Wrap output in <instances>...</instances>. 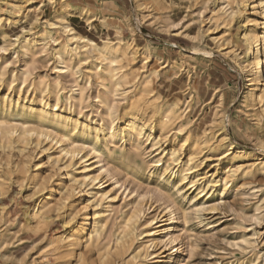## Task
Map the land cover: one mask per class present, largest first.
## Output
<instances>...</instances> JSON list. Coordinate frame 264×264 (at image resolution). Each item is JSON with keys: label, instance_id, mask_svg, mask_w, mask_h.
<instances>
[{"label": "bare ground", "instance_id": "1", "mask_svg": "<svg viewBox=\"0 0 264 264\" xmlns=\"http://www.w3.org/2000/svg\"><path fill=\"white\" fill-rule=\"evenodd\" d=\"M46 1L50 6L56 0ZM136 1L138 6H146L144 0ZM192 2L198 5L196 15L203 22V4L206 1ZM216 2L208 11L207 21L218 29L219 25L235 20L238 27L234 34L231 32L226 36H223L224 33L220 37H210L220 52L236 62L246 82L243 99L253 112V120L264 129V0ZM42 6L41 0H0V29H3L4 16L6 25L24 23L31 10H35L31 23L41 22L42 25L38 33L31 28L25 31L23 27L22 35L13 41H8L0 30V37L4 40L0 50L6 51L4 46L16 45L18 50L39 46L45 54L51 55V70L56 71L57 76L62 73L72 79V85L67 89L59 78L52 84L42 77L34 78L31 66L34 61L24 59V68L20 70V86L28 84L29 88L38 90V96L32 97L30 102L24 100L26 102L23 105H20V97L11 99L12 89L0 97L2 104L21 107L38 120L47 122L55 129H62V133L58 134L53 130L7 128L0 119V149H9L15 142L17 150L24 157L22 165L25 173H28L29 150L32 146V149H40L42 154L47 153L45 164H48L55 175H59L58 179H54V175L45 179L41 176L35 178L36 186L44 194L39 200L36 199L37 202L29 207V211H23L24 225L32 223L37 231H43L59 257L58 264H88L85 260L87 252L95 253L96 256L95 262L89 264H109L112 259L118 258L125 264H145L149 258L156 259L168 252L171 253L165 257L163 264H180L183 250L181 229L177 223L185 225L187 213L180 212L175 202L160 192L144 190L135 193L125 181L120 180L119 175L109 166L107 155L110 154V146H119L121 150L127 148L139 155H142V150L150 157L149 162L143 159L133 162L132 169L170 184L175 197L184 200L192 194V203L204 196L209 198L216 191L215 188L223 189L219 192L220 197H223L227 187H231L237 180L249 175H264V156L247 152L227 140L225 120L229 123L230 118L222 115V103L216 106L213 119L206 129L199 132L192 130L196 120L189 118V115L194 108L191 103L195 91L188 88L183 100L178 99L179 97L170 101L162 100L159 92L151 88V80L159 77V70L149 68L151 61L155 59L152 48L135 45V31L129 29L130 36L126 39L122 29L119 26H109L104 16L91 12L85 6L74 8L65 0L61 1L59 10L54 11L52 19L41 16ZM150 12L146 15L141 12L139 22L148 17L157 19V13L152 10ZM72 16L82 20L88 31L94 29V22L99 23L102 29L112 27L115 30L114 38L99 37V42H96L88 34H82L73 27L69 21ZM31 23L28 25H32ZM179 26L180 21H173L168 17L160 22V27L169 35L170 29L176 28L173 35L188 37ZM54 34L62 35L64 42H60ZM16 53L14 49L11 52L12 55ZM193 53L202 57L209 55L201 48L193 49ZM157 60L163 73L167 70L172 76H177L183 70L182 61ZM1 77L2 73L0 81ZM92 80L98 90L93 97V110L90 115H84ZM13 82H10V86ZM49 88L53 89L52 105L46 100ZM20 92L21 88L19 94ZM61 94L66 105L62 110L58 108ZM121 100L126 105L125 112L119 119L116 113ZM212 129L216 130L211 131ZM78 137L91 138L95 144L86 145L92 156L84 167L82 164L89 160L86 161L85 154H82L85 147L78 144ZM168 139L171 144H167ZM175 141L178 143L172 144ZM45 143L49 148L43 146ZM259 143L264 146V140H259ZM98 144L103 145L106 151L97 148ZM50 147L55 148V153H49ZM221 148L223 150L218 160H224L226 166L219 171L215 169L218 174H210L209 171L199 173L198 154L206 149L220 151ZM184 151H188L185 161L181 159ZM237 158L251 160L252 163L239 165L240 163H236ZM34 167V171L39 172L42 161L37 162ZM105 177L112 181L110 189L103 188ZM45 182L50 183L48 188H45ZM250 190L251 196L255 198L250 220L257 224L263 216L264 195H259L256 189ZM6 193L3 183H0V217L7 208H11V214L16 212L17 200ZM54 193L58 195L57 201H53L51 196ZM120 194L124 199L136 196L129 203V213L110 228V221L115 215V204L121 200ZM74 198L79 200L78 205H73ZM65 207L68 211L62 219V229L53 230L50 213H58ZM200 208L195 205L194 213H200ZM148 210L155 212L153 217H146ZM156 224L159 226L151 228ZM255 236L254 230L248 234L243 233L238 244L244 248L237 242L236 244L242 250L252 249L248 264H264V256L255 245Z\"/></svg>", "mask_w": 264, "mask_h": 264}, {"label": "rangeland", "instance_id": "2", "mask_svg": "<svg viewBox=\"0 0 264 264\" xmlns=\"http://www.w3.org/2000/svg\"><path fill=\"white\" fill-rule=\"evenodd\" d=\"M41 1L43 2L41 8L43 15L41 16L52 19L54 11L59 10L62 0H56L50 6L47 5L46 0ZM65 1L74 8L85 6L91 12L104 16L109 26H119L122 29L123 36L126 39L130 36L129 29L135 31V45L141 48L145 46L152 48L151 52L155 59L151 61L149 68L159 70V77L151 80V88L159 92L162 100L170 101L178 97V99L183 100L185 91L188 88L191 91H195V96L192 97L191 103L194 108L189 115V118L196 120L192 130L199 132L206 129L213 119L216 106L222 103V115L230 118L229 123L225 120L227 140L232 141L237 147L243 148L247 152L264 156V146L259 143V140H264V129L259 127L256 120H253V112L243 99L244 86L246 84L244 76L239 71L236 62L229 56L226 57L224 52H220L211 39L212 35L220 37L224 33L223 36L233 33L238 27L235 20L232 23L228 22L225 25H219L218 29L213 23L207 21L209 18L208 11L215 3L217 4V0H203L207 2L203 4V22L196 15L198 5L192 0H144L146 6H138L139 3L136 0ZM35 4L33 3V5ZM232 6L234 7V4ZM151 10L157 13V19L153 20L148 17L139 22L140 13L143 12V15H146L148 12L151 13ZM34 17L35 10H31L26 22L6 25V20H4L6 17L4 16L2 20L3 29L1 28L0 30L3 31L8 41H13L16 37H20L23 27L25 31L31 28L32 31L38 33L42 29V25L41 22L31 23ZM166 17L173 21H180L179 27L188 37L173 35L176 28L170 29L171 35L166 33L160 27V22H163ZM69 21L78 32L88 34L96 42H99V37L114 38L115 30L112 27L102 29L99 23L94 22V29L88 31L85 28V23L79 18L72 16ZM28 23L32 25H28ZM54 37L59 38L60 42H64L62 35L54 34ZM3 42L4 40L0 37V48L3 46ZM4 48L6 51L0 50V73H2L0 97L12 89L11 99L15 100L20 97V105H23L26 102L24 100L27 99L30 102L32 97L38 96V90L29 88L28 84L20 86V70L24 68V59L34 61L31 65L34 78L42 77L50 84L54 83L56 78H59L67 89L71 87L72 79L62 73L57 76L58 73L51 70L53 63L51 55L45 54L39 46L28 47V49L24 50H18L16 45L13 47L4 46ZM195 48H201L208 52L209 55L207 57L196 55L193 53ZM13 49L17 51L15 55L11 54ZM157 58H161V62L163 60L170 62L173 59L177 62L182 61L183 70L177 76H172V73L167 70L163 73L160 71L161 67ZM11 81L14 82L10 86ZM91 84L92 86L88 90L89 101H87V107L83 110L84 115H90L93 110V97L98 90L93 80ZM20 88L21 92L19 94ZM46 95L48 104L52 105L53 89L49 88ZM218 95H220V98ZM119 102L116 115L120 119L125 112L124 106L126 102L122 100ZM65 106L63 94H61L58 108L62 110ZM256 118L257 116H255ZM0 119L4 121L7 128L25 127L45 131L53 130L58 134L62 133V129H55L47 122L38 120L33 114L21 109V107H9L8 103L2 104L1 101ZM215 130L212 129L211 131ZM76 139L79 145L85 147L82 154H85L86 161L89 160L82 164V167H84L88 165L92 156L87 146L90 144L94 146L95 144L91 141V138L78 137ZM167 142V144H171L169 139ZM177 143L178 141H175L172 144L175 145ZM43 146L49 148L46 143ZM96 147L106 151V148L101 144ZM204 147L201 146V148ZM110 149V154L107 155L109 157V166L119 175V179L125 181L135 193H140L144 190L154 193L160 192L165 197L172 199L180 212L185 211L187 213V223L185 225L181 222L177 223L178 228L181 229V247L183 250L180 264H248L252 249L242 250L244 246L238 243L241 234H248L251 230L256 231L255 237L257 239L255 245L259 253L264 256V211L259 223L256 224L250 220L255 205V198L251 196L250 188L258 190L259 195H264L263 174L249 175L237 180L231 187H227L223 197H220L221 193H219L223 189L218 187L215 188L216 191L210 194L209 198L204 196L192 203V201L190 202L192 194H189V197L184 200L180 197H175L170 184L159 182L155 176L149 177L143 171L132 169L133 162H139L142 159L149 162L150 157L144 154L142 150L140 151L142 155H139V153L131 152L127 148L121 150L119 146H110ZM222 150L223 148L220 151L215 149L207 151L206 149L203 150L205 153L203 151L200 152L201 154H198L197 161L198 172L209 171L208 173L210 174L214 172L218 174V171L226 166L224 160H218ZM49 153H55V148L50 147ZM29 154L28 173H25L22 165L24 157L17 150L15 142L9 149H0V183H3L6 189V195L17 200L16 212L11 214V208H7L2 217H0V264H58V261H60L53 250V246H50L46 240L43 231H37L32 223L29 225H24L25 223H23L25 221L23 218L24 213L29 211V207L33 206L44 194L36 186L35 178L41 176L42 179H45L49 175H54V179L59 178V175H55L48 164H45L47 162V153L42 154L40 149H32L31 146ZM187 154L188 151L181 153L183 161L187 159ZM40 160L42 161V167L39 172H35L34 165ZM236 163L245 166L252 163V161L237 158ZM215 169H218V171ZM44 186L48 188L50 183L45 182ZM111 186L112 181L105 177L103 188L110 189ZM120 195L121 200L119 199L115 204V215L110 221V228H113L115 222L120 221L124 215L129 213V203L136 196L132 195L131 198L124 199V196ZM51 196L54 198L53 201L58 200L57 193ZM78 204L79 200L74 198L73 205ZM195 205L201 207L200 213H194ZM23 211L25 212L23 213ZM67 211L68 208L65 207L58 213H50L53 230L59 231L62 229V219L66 216ZM154 214L155 212L150 210L145 213L147 218L153 217ZM156 226H159V224L151 228ZM236 242L243 247L240 248ZM83 251L82 253H84ZM169 253L171 252L164 253L156 259L149 258L145 264H163L166 261L165 257H168ZM85 260L88 264L95 262V253H85ZM109 264H125V262L118 258L112 259Z\"/></svg>", "mask_w": 264, "mask_h": 264}]
</instances>
